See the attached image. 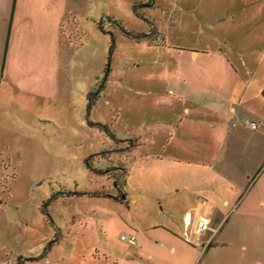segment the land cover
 Here are the masks:
<instances>
[{
	"label": "rangeland",
	"instance_id": "1",
	"mask_svg": "<svg viewBox=\"0 0 264 264\" xmlns=\"http://www.w3.org/2000/svg\"><path fill=\"white\" fill-rule=\"evenodd\" d=\"M69 8L54 102L0 104V264H264V0Z\"/></svg>",
	"mask_w": 264,
	"mask_h": 264
},
{
	"label": "crops",
	"instance_id": "2",
	"mask_svg": "<svg viewBox=\"0 0 264 264\" xmlns=\"http://www.w3.org/2000/svg\"><path fill=\"white\" fill-rule=\"evenodd\" d=\"M69 6L70 0H0V104L6 93L17 100L25 96L37 101L44 110L54 102L55 62L64 59L66 47L69 52L70 40L64 31L71 15ZM192 56L197 58L198 54L193 51ZM249 72L252 71H247L251 79L253 74ZM27 76L40 80V84L27 86L21 81ZM248 85L264 95V88L257 80H250ZM236 93L234 89L233 94ZM228 100L230 105L235 103L230 97ZM231 111L234 110L231 108ZM206 206L205 200L196 203L194 220L204 217L211 223L210 218L202 214ZM179 221L183 225L182 215ZM208 233L210 239L213 235ZM188 235L191 239L196 237L191 232ZM170 251L174 252L175 246H171Z\"/></svg>",
	"mask_w": 264,
	"mask_h": 264
},
{
	"label": "built area",
	"instance_id": "3",
	"mask_svg": "<svg viewBox=\"0 0 264 264\" xmlns=\"http://www.w3.org/2000/svg\"><path fill=\"white\" fill-rule=\"evenodd\" d=\"M246 126L257 129V124L252 122H247ZM183 229L186 234H189L191 232L193 235H195L196 240L200 242L202 240V236L211 231V223L204 217H198L194 220L193 216L190 213H185L183 219ZM211 234L213 235L214 233L211 232ZM122 239L125 241H129L130 243L135 242V237H131L128 239L126 236H122Z\"/></svg>",
	"mask_w": 264,
	"mask_h": 264
},
{
	"label": "trees",
	"instance_id": "4",
	"mask_svg": "<svg viewBox=\"0 0 264 264\" xmlns=\"http://www.w3.org/2000/svg\"><path fill=\"white\" fill-rule=\"evenodd\" d=\"M150 5H151V4H150ZM146 6H147V5H145V4H144V5H135V6H134V11H135L136 15L143 17V16L141 15L139 9H140L141 7H146ZM141 36L143 37V36H145V35H140L139 37H141ZM114 48H115V42L112 41V44H111V46H110V51H109V57L112 55ZM94 95H95V94H90V95L88 96V107H89V108L93 105V103H94V101H95V98H96V97H95ZM136 146H137V144L131 145L132 148H135ZM84 194H85V193H84ZM88 195L93 196V197H99V196H109V197H111V194H110L109 191H105V192H103V191H98V193H95V194H89V193H88ZM121 195H122V194H121ZM122 199H123V195H122Z\"/></svg>",
	"mask_w": 264,
	"mask_h": 264
}]
</instances>
